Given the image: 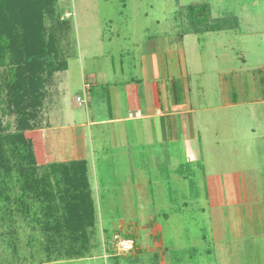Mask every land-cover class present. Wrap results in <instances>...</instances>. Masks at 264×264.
I'll return each instance as SVG.
<instances>
[{
    "label": "rangeland",
    "instance_id": "obj_1",
    "mask_svg": "<svg viewBox=\"0 0 264 264\" xmlns=\"http://www.w3.org/2000/svg\"><path fill=\"white\" fill-rule=\"evenodd\" d=\"M245 4H251L250 13H242ZM189 6L205 9L206 21H198L199 10ZM227 10L232 12L229 17L221 14ZM234 12L258 18L260 25L253 28L247 21L237 31ZM195 27L219 30H206L203 36L206 31L195 32ZM43 28L46 38L53 37L58 56L54 71L43 72L44 99L30 121V131L52 194L26 187L16 157L8 154L9 167L0 168V264H242V245L233 246L226 239L216 242L221 234L218 225H212L205 183L206 175L218 169L257 171L264 166V104L252 103L264 99V0H48ZM154 53L163 54L172 76L183 75L191 89L188 97L195 102L194 115L200 117H186V123L175 117L171 137L151 144L144 138L151 134L160 140L157 127L156 133H145L136 121L130 122L135 125V144L128 136V123L122 146L108 143L109 155L97 150L89 156L88 166H94L102 187L96 192L91 178L90 246L78 259L63 251V243H57L58 251L48 250L50 235L43 219L64 212L59 206V192L66 186L61 170L73 168V175L81 177L69 163L81 160L84 142L91 146L89 132L97 131L88 126L91 108L97 117L110 112L106 94L115 86L103 82L121 81L135 72V86L140 87L144 63ZM63 64V69L55 70ZM84 83L91 87L103 83L91 89L98 95L93 100L90 91L84 93ZM83 94L86 101L79 104L76 97ZM233 101L243 103L230 109L217 107ZM6 104L5 99L0 134L8 139L6 135L18 128L16 114ZM200 105L203 113L198 112ZM122 124L118 125L126 126ZM126 148L128 154L116 157V149L124 153ZM229 151L238 155L224 161L216 158V152ZM133 160L135 173L125 175ZM84 176L87 181L86 171ZM116 234L133 238L135 248L118 253L112 244Z\"/></svg>",
    "mask_w": 264,
    "mask_h": 264
},
{
    "label": "crops",
    "instance_id": "obj_2",
    "mask_svg": "<svg viewBox=\"0 0 264 264\" xmlns=\"http://www.w3.org/2000/svg\"><path fill=\"white\" fill-rule=\"evenodd\" d=\"M246 2H248V0H246ZM251 2L253 5L256 4V1ZM242 8L243 14L251 12V4H245ZM203 12L206 14L208 13L205 9ZM210 12L212 14V11H209V14ZM230 13L232 12L227 10L226 12L223 11L221 14L225 17H229ZM238 14L239 13L234 12L232 16V18L237 20L235 30L240 31L243 23H246L247 21H250L249 23L253 25V28H255L256 23L260 25L261 20L258 22V18H254L255 20H253V18L249 19L246 16L240 17ZM246 25L248 26V24ZM206 28L208 27H202L204 30ZM247 28L249 29L250 26ZM215 29L219 30L216 27ZM226 29L229 30L230 34V30H232L230 23L229 27ZM206 34H208L207 31L202 35L205 36ZM209 40L211 39L209 38ZM147 60V63H144L143 80H141L140 87L135 86V72L125 76L127 79L121 81L115 80L116 78L105 80V82L102 81L105 84H112L111 86H115V88H111L112 90L110 89L109 92L107 91L106 94L109 103V105H106V108L110 109V112L106 117H97L94 114L95 109L91 108V113L92 110L94 113L91 114L93 118H90L89 116V119L91 120L88 122V126H93L92 128L96 126L97 131L90 130L89 135L91 146L88 148L86 142H84L85 153L83 152L78 158L83 159L85 162V171L89 189H92L91 180L93 179V186H95V190L98 193L101 191L100 188L102 187L98 185L97 180L95 179L96 172L94 166H88L87 158L89 156L93 157L97 150L107 153L104 155V157H106L109 155L108 152L111 143L116 148L122 146L127 138L126 124L130 122L135 123L136 121L137 125L144 130L145 133H150L151 131L156 133L155 129L157 127V131L162 135L160 140L151 134H147L146 138H144L143 142L145 144H151L156 141H164L166 138L171 137V129L175 126V117H181L180 121L183 123H186L183 120H185L186 117H191V115L192 117L195 116V119L200 117L199 114L194 115L196 110V107L194 106L195 102L188 97V90L191 91V89L188 85L186 86L183 78H181L183 75H181L180 72H177L176 75L172 76L164 61L163 54L161 53H154L152 57L147 58ZM101 78L100 81L102 80ZM125 80L128 81L125 86L124 84L123 86H117L120 82L125 83ZM94 86L90 87L88 91L91 92V89L94 88ZM94 95H97V93H89V99L93 100L95 97ZM242 103V101H233L231 103L225 102V104L218 105L217 107L230 109L238 107V105ZM252 103L254 105H261L264 104V99H259ZM203 111L204 107L203 105H200L198 112L203 113ZM200 121L198 120V123L202 125L203 123ZM119 123H123L122 125L126 126L123 127L118 125ZM103 124H110V127H105V129L104 127L99 126ZM134 130L135 125L130 123V134L128 136H130L133 144H135ZM85 138L86 135L84 136V141ZM100 140L103 144L100 143L98 147L95 146V141ZM125 153H129L127 148L124 153L121 151L119 152L118 149L114 151L116 157H123ZM215 155H217L216 158L224 161V159H227L231 155L237 156L238 154L236 151H229L226 153L222 152L220 155L216 152ZM134 156L135 154H132L133 159ZM222 161H218L219 165L223 163ZM132 163L134 165H128L130 168H127L124 173L125 175H128L129 172H133V174L135 173V161L133 160ZM139 171L140 167L136 168V172ZM218 171L219 169L213 173L207 174L205 183L206 200L209 211L211 212L212 225H218L221 234V238L219 237L220 240L216 239L217 232H214L212 237L213 239H216L217 243H221L226 239V241L232 243L233 246H239V244L242 245L244 248L242 264H264V166L257 171L253 169L249 171H233L230 169L227 171ZM139 185L140 184H138V186Z\"/></svg>",
    "mask_w": 264,
    "mask_h": 264
},
{
    "label": "trees",
    "instance_id": "obj_3",
    "mask_svg": "<svg viewBox=\"0 0 264 264\" xmlns=\"http://www.w3.org/2000/svg\"><path fill=\"white\" fill-rule=\"evenodd\" d=\"M47 3L48 0H0V109L4 110L2 103L6 99V108L16 114L18 128L14 133L6 135L8 139L0 134V168L9 167L8 154L11 152L17 159L19 176L23 178L26 187L33 190L39 187L51 196L49 174L38 160L41 152H37L30 131L33 129L30 121L36 117L44 99L43 72L49 73L52 70L55 57L58 56L53 37L46 38L44 34L43 11ZM197 10L201 15L198 21H206L202 12L204 9ZM212 29L216 30L210 27L205 30L195 27L192 30L198 32ZM63 68L64 64L55 70ZM69 164L76 167L81 177L73 175L76 173L72 171L73 168L71 171L62 168L61 175L66 186L59 192V206L64 212L50 214V217L43 219V225L50 235L47 237L48 250L54 247L58 251L60 247L57 243H63V251L68 252L71 259H78L84 257L90 246L87 230L93 227V216L90 214L92 200L87 191L89 187L84 176V160Z\"/></svg>",
    "mask_w": 264,
    "mask_h": 264
},
{
    "label": "built area",
    "instance_id": "obj_4",
    "mask_svg": "<svg viewBox=\"0 0 264 264\" xmlns=\"http://www.w3.org/2000/svg\"><path fill=\"white\" fill-rule=\"evenodd\" d=\"M91 85L88 83L83 84L84 93L90 89ZM76 100L79 104L84 103L86 101L85 94L77 95ZM114 240L112 242L114 250L118 253H125L131 251L134 248L135 241L133 238H121L119 235H114Z\"/></svg>",
    "mask_w": 264,
    "mask_h": 264
}]
</instances>
